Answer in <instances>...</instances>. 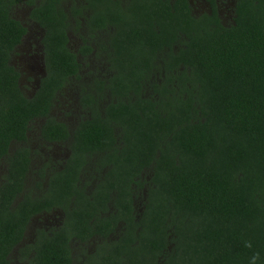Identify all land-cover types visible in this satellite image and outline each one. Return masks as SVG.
<instances>
[{"label": "trees", "instance_id": "trees-1", "mask_svg": "<svg viewBox=\"0 0 264 264\" xmlns=\"http://www.w3.org/2000/svg\"><path fill=\"white\" fill-rule=\"evenodd\" d=\"M66 1L28 0L30 19L45 30L46 65L28 95L13 64L28 30L15 13L21 0H0V161L7 166L0 264H9L16 248L29 264H71L70 241L91 234L85 222L112 200L139 218L129 217V232L101 264H250L255 252L264 264V0H237L229 25L216 12L195 16L188 0L164 3L159 12L142 0L128 10L114 0H79L92 10V36L110 34L99 49L114 73L95 82L111 88L110 102L101 89L88 90L80 101L86 118L73 129L51 109L78 75L77 54L93 49L68 45ZM36 118H45L47 139L71 150L42 196L26 188L31 156L20 144ZM95 155L107 174L87 193L83 175ZM133 196L146 197L142 212ZM55 205L69 214L64 229L23 243L31 218Z\"/></svg>", "mask_w": 264, "mask_h": 264}, {"label": "flooded vegetation", "instance_id": "flooded-vegetation-1", "mask_svg": "<svg viewBox=\"0 0 264 264\" xmlns=\"http://www.w3.org/2000/svg\"><path fill=\"white\" fill-rule=\"evenodd\" d=\"M38 3L39 0H35ZM69 5L64 6V10L69 14L71 18V28L68 30L70 38L69 44L75 52H79V49L84 44H90L93 51L80 52L77 54L81 63V67L78 70V75H71L68 84L64 87L62 93H58L56 96L55 105L51 109V114L56 115L55 118L60 122L67 124L69 129H73L81 120L85 119L87 111L83 108L80 101L84 94L88 90L98 92L101 89V93L105 95V105L112 99L111 88L98 87L95 85L97 79L108 77L114 73L109 62V57L105 49H99V45L108 42L110 34L105 29L96 35V38L92 36L90 31V17L92 16V10L86 4L82 5L79 0H68ZM73 1L78 2L77 8H73ZM192 13L195 16H202L206 13L212 14L216 12L220 17L221 22L229 25L234 21L235 8L237 0H188ZM117 4H114L116 8L120 10H128L132 7V0H114ZM142 2L149 3L150 10L153 12L161 11V8L166 5L174 7H180V0H142ZM25 12L29 25L27 26V33L24 35L22 42L16 49L19 56L22 54V62L25 64V70L30 75L27 77V82H31L32 92L34 93L40 85L42 77L46 75L45 70V58H44V45L43 38L45 30L37 22L30 19V13L34 7L33 4L28 3V0H21L17 6ZM80 9L77 13H74V9ZM78 20L79 23H78ZM25 24V23H24ZM114 28L113 26H110ZM174 44V43H173ZM176 46V44H174ZM27 46L25 53H22L23 47ZM177 47V46H176ZM20 71V70H19ZM21 72V71H20ZM22 74V73H21ZM79 76V77H78ZM159 74H157V77ZM22 85V81L20 80ZM26 87V85H24ZM26 93V92H25ZM59 113L56 112V108H59ZM45 122V118L35 119L30 124L27 131V138L20 144L29 149L31 156V162L29 164V171L26 178V188L28 191H32L38 196H42L50 186L51 176L55 171L64 169L68 159L71 156V150L67 143L54 141L47 139L42 134V126ZM16 146L11 147L13 151ZM0 184L4 181V176L7 173V166L4 160L0 161ZM101 168V170H99ZM107 174L105 168L101 167V161L99 155H95V159L91 160L86 166L85 174L83 175L82 185L85 187L86 192L96 187L100 178L104 179ZM2 185V184H1ZM140 185H144L146 188L149 183L141 182ZM32 189V190H31ZM33 193V194H34ZM146 197L133 196V206L136 211L142 212L144 209V201ZM72 207V206H70ZM121 211V212H120ZM123 209L120 210V205L115 202L108 203L106 210L100 211L99 214H95L96 218L85 222L88 226H91L92 233L85 232L84 236L78 239L73 237L70 241V255L72 257L71 264H101L104 253H110L113 251V247L120 242L130 230V218L138 220L139 216L133 213L134 217L128 216L123 213ZM136 216V217H135ZM69 214L59 206L55 205L48 209H44L39 213H36L30 220L27 226L24 242L32 243L36 235L48 234L55 236L57 232L64 229L66 222L69 219ZM130 217V218H129ZM106 219L100 221V219ZM73 231L78 226L74 224V220L68 222ZM29 254L27 257H30ZM9 264H29L28 260L22 259L21 255L18 257L17 248Z\"/></svg>", "mask_w": 264, "mask_h": 264}, {"label": "rangeland", "instance_id": "rangeland-1", "mask_svg": "<svg viewBox=\"0 0 264 264\" xmlns=\"http://www.w3.org/2000/svg\"><path fill=\"white\" fill-rule=\"evenodd\" d=\"M65 5H69V1H66L64 3V6ZM20 9L19 10H16V14H17V17L20 18L26 25V27L29 25V22H28V19H27V16L25 15V12L24 10L22 9V7L20 6L19 7ZM96 38V36H94ZM27 50V46L23 47V51L22 53H25ZM17 53H20L19 51L16 52L13 56V64L21 71L22 73V76H21V81H22V88L24 89V91L26 93H31L32 92V87H31V84H32V81L31 82H27V77L30 78V75H28V72L25 70V64L24 62H22V59L24 58L23 55L21 54L19 56V54ZM26 85V87L24 86ZM33 85V84H32ZM59 110H60V107L59 108H56V112L59 113ZM56 116V115H54ZM1 168V167H0Z\"/></svg>", "mask_w": 264, "mask_h": 264}, {"label": "clouds", "instance_id": "clouds-1", "mask_svg": "<svg viewBox=\"0 0 264 264\" xmlns=\"http://www.w3.org/2000/svg\"><path fill=\"white\" fill-rule=\"evenodd\" d=\"M245 247L251 248L252 244L250 241L245 242ZM260 259V254L258 252L253 253L250 259V264H257V261Z\"/></svg>", "mask_w": 264, "mask_h": 264}]
</instances>
